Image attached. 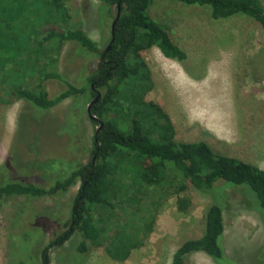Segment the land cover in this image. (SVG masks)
Segmentation results:
<instances>
[{"label":"rangeland","instance_id":"1","mask_svg":"<svg viewBox=\"0 0 264 264\" xmlns=\"http://www.w3.org/2000/svg\"><path fill=\"white\" fill-rule=\"evenodd\" d=\"M258 1L264 8V0ZM39 5L40 2L33 3L25 9L34 17H28L31 14L27 13L19 17V22L40 23L39 13L43 9ZM61 5L59 8L66 10V25L80 27L102 49L109 31L108 22L102 20V3L68 0ZM148 15L166 30L185 58L182 61L164 58L153 46L140 51L152 81L145 99L155 102L168 116L172 139L200 140L213 152L238 155L239 149L233 142H238L240 129L254 135L258 123L264 126V32L244 15L224 14L212 19L208 7L176 0H151ZM51 18L57 19L56 14ZM48 57L51 69L71 84H78L98 60L97 54L80 51L74 41L64 42ZM6 88L7 84L0 81V167L7 158L2 169L11 165L21 169L27 160L29 163L23 174L12 170L2 177L0 173L1 182L5 179L44 187L56 171L59 175L65 170L62 168L70 165L67 162L88 160L95 126L86 114L81 117L75 114L79 109L72 108L70 97L45 111H32L25 101L12 99L5 93ZM44 88L47 96L52 97L64 85L56 79H46ZM211 109L231 132L226 140L210 133L206 123H202L203 119L208 122ZM148 120V116L143 117L147 128L152 124ZM77 126V134H71ZM50 159L66 162H51L46 168L37 166ZM124 165L117 173L124 201H113L111 211L97 208L95 215L102 219L105 239L119 228L131 236L136 247L123 261L112 260L97 246H90L81 256L74 250L78 241L73 237L60 249L48 250L50 264H169L172 253L182 242L202 234L208 196L188 185L179 191L180 180L172 171L161 173L156 186H138L132 181L136 166L130 162ZM76 188L77 184L64 193L47 197L10 194L0 198V264H19L20 259V264H39L43 246L62 230L68 219ZM245 190L253 196L249 189ZM223 194L224 229L220 244L227 257L224 255L220 262L264 264V228L248 206L244 189L226 186ZM179 198L186 202L184 208L178 209ZM183 262L214 264L202 252L186 254Z\"/></svg>","mask_w":264,"mask_h":264},{"label":"trees","instance_id":"2","mask_svg":"<svg viewBox=\"0 0 264 264\" xmlns=\"http://www.w3.org/2000/svg\"><path fill=\"white\" fill-rule=\"evenodd\" d=\"M66 1L0 0V81L7 84L5 93L8 92L12 99L25 101L32 111H45L70 97L72 108L76 106L79 109L75 114L80 117L86 114L95 126L88 160L85 163L67 162L70 165L62 168L65 170L59 175L56 171L55 177L46 186L8 182L5 179L0 181V198L10 194L30 198L54 196L77 184L70 200L68 219L62 230L54 233L43 246L39 264H50L48 250L60 249L73 237L78 241L74 250L81 256L90 246H97L102 247L112 260L126 259L129 251L136 247L135 241L119 228L105 239L102 219L95 215L97 208L111 211L113 201H124L117 173L126 162L136 166L132 181L138 186H156L161 180V173L172 171L180 180L179 191L188 185L210 200L204 212L202 234L182 242L172 253L169 264H184V256L191 252H202L214 264H222L220 260L226 256L220 244L224 229L223 188H243L248 206L258 215L264 228V171L241 159L213 152L203 141L172 139L168 116L155 102L145 99L152 81L140 51L153 46L164 58L176 61L185 58L166 30L149 17L151 0H99L104 7L102 20L109 24L108 37L102 49H98L80 27L66 25V10L59 8ZM176 1L206 6L212 19L224 14L244 15L264 32V8L258 0ZM37 2L43 9L39 13L40 23L21 24L19 17L31 14L24 10ZM116 12L118 15L110 32ZM55 14L57 19H52ZM58 19L64 23H57ZM66 41H74L80 51L98 56L94 68L81 77L78 84L67 82L50 66L52 61L48 55L56 52ZM46 79H56L64 85V89L48 97L44 88ZM96 93L98 97L93 101ZM88 105V113L94 119L87 116ZM147 116L152 123L151 126L148 124V128L143 121V117ZM77 132L78 126L71 134ZM59 159H50L37 166L46 168ZM28 161L21 169L16 165L2 169L3 164L0 167L1 176L6 177L5 173L12 170L23 174ZM62 162L66 161L59 163ZM218 182L221 184L216 185ZM185 203L181 198L176 200L178 209L184 208Z\"/></svg>","mask_w":264,"mask_h":264},{"label":"crops","instance_id":"3","mask_svg":"<svg viewBox=\"0 0 264 264\" xmlns=\"http://www.w3.org/2000/svg\"><path fill=\"white\" fill-rule=\"evenodd\" d=\"M192 96L194 98L193 100H196L195 95L193 94ZM210 112L208 122L206 119H203L202 121L204 122H201L206 123L207 126L205 127H207L210 133L226 140L231 132L226 130L227 127L219 121V115L215 113L213 109H211ZM233 144L235 148L238 147L239 153L238 155H231L232 157L251 163L264 171V126H262V122L256 125L254 135L252 132H248V130L244 132V128H241L240 138L238 142H233Z\"/></svg>","mask_w":264,"mask_h":264},{"label":"water","instance_id":"4","mask_svg":"<svg viewBox=\"0 0 264 264\" xmlns=\"http://www.w3.org/2000/svg\"><path fill=\"white\" fill-rule=\"evenodd\" d=\"M117 11H118V8H117ZM117 15H118V12H116L115 17H114V19L112 20V22H111V24H110V32L112 31L113 24H114V21H115ZM107 48H108V46H107ZM97 97H98V93H96V96H95V98L93 99V101H95V100L97 99ZM88 108H89V105L86 107V113H87L88 118H90V119H94L91 115H89V113H88Z\"/></svg>","mask_w":264,"mask_h":264},{"label":"bare ground","instance_id":"5","mask_svg":"<svg viewBox=\"0 0 264 264\" xmlns=\"http://www.w3.org/2000/svg\"><path fill=\"white\" fill-rule=\"evenodd\" d=\"M177 75V74H176ZM184 83V82H183ZM185 84V83H184ZM195 107V106H194ZM209 107V106H208ZM205 108V107H204ZM202 113V112H201ZM210 113V112H209ZM195 114V113H194ZM198 114H199V112H198ZM208 117V116H207ZM205 118V117H204ZM209 118V117H208ZM202 119V118H201ZM207 120V119H206Z\"/></svg>","mask_w":264,"mask_h":264},{"label":"flooded vegetation","instance_id":"6","mask_svg":"<svg viewBox=\"0 0 264 264\" xmlns=\"http://www.w3.org/2000/svg\"><path fill=\"white\" fill-rule=\"evenodd\" d=\"M105 50H107V47H106V49Z\"/></svg>","mask_w":264,"mask_h":264}]
</instances>
